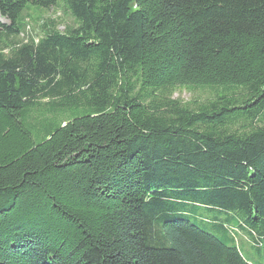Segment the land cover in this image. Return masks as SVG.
I'll return each mask as SVG.
<instances>
[{
  "label": "trees",
  "instance_id": "trees-1",
  "mask_svg": "<svg viewBox=\"0 0 264 264\" xmlns=\"http://www.w3.org/2000/svg\"><path fill=\"white\" fill-rule=\"evenodd\" d=\"M0 18V264H262L264 0H0Z\"/></svg>",
  "mask_w": 264,
  "mask_h": 264
},
{
  "label": "rangeland",
  "instance_id": "rangeland-1",
  "mask_svg": "<svg viewBox=\"0 0 264 264\" xmlns=\"http://www.w3.org/2000/svg\"><path fill=\"white\" fill-rule=\"evenodd\" d=\"M40 18H41V21H45L48 19L57 21L60 24L58 26V29L60 31H63L64 27L71 26L73 24L71 17L66 12H63L62 9H52L47 12H42L40 14ZM26 22H27V27L25 29V34L23 35L29 36V37H37V35H39V28H37V24L36 23L34 24L29 19L26 20ZM0 23L7 24V21L0 18ZM4 43H7V42L3 40L2 44H0V47H2ZM7 51L8 50L5 49L4 53L6 54ZM211 94L212 93L208 91H202L199 89L192 90V89H187V88H176L172 92L171 98L174 100H177L182 105L189 106L190 108H195L196 105L202 104L203 102H206V100L207 101L212 100ZM192 224H195L198 227L202 228L199 222L193 221ZM244 250L247 252V253L245 252V255L246 257L248 256V258L255 254V252L249 248L244 247ZM257 257H258V260H260L261 263L264 264V253H260L259 255H257Z\"/></svg>",
  "mask_w": 264,
  "mask_h": 264
}]
</instances>
